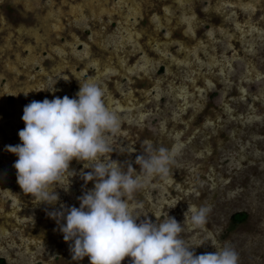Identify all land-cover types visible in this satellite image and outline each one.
<instances>
[{
    "label": "rangeland",
    "instance_id": "374dc122",
    "mask_svg": "<svg viewBox=\"0 0 264 264\" xmlns=\"http://www.w3.org/2000/svg\"><path fill=\"white\" fill-rule=\"evenodd\" d=\"M89 80L121 118L108 155L125 171L130 165L141 175L136 157L145 142L169 152L181 146L167 176L148 178L134 192L137 223L174 217L197 255L215 253L214 240L233 248L239 264H264V0H0L6 264H90L87 256L72 259V241L49 215L79 207L94 188L82 179L91 171L86 162H70L67 188L54 185L59 199L49 204L23 192L18 157L5 150L21 143L27 104L74 98ZM189 205L210 208L203 226L190 228L191 213L185 222ZM237 211L248 219L233 226Z\"/></svg>",
    "mask_w": 264,
    "mask_h": 264
},
{
    "label": "clouds",
    "instance_id": "9594fccd",
    "mask_svg": "<svg viewBox=\"0 0 264 264\" xmlns=\"http://www.w3.org/2000/svg\"><path fill=\"white\" fill-rule=\"evenodd\" d=\"M79 83L74 98L56 96L27 104L22 116L25 127L18 133L21 143L5 148L18 157L13 165L17 183L37 202L53 204L59 199L53 186L67 188L63 182L73 159L86 162L85 167L91 169L82 173V179L85 184L95 181L94 188L78 198L80 206H62L49 213L64 240L72 241V259L87 256L90 264H122L126 257L130 264H239L233 248H218L214 240L215 253L197 255L190 250L193 245L181 238L182 224L174 217L160 222L156 216L155 223L150 218L137 223L140 215L133 214L129 203L134 192L148 178L167 176L181 146L169 152L145 142L144 154L136 157L141 175L134 176L130 165L125 171L108 155L113 152L112 138L120 132V116L106 106L105 90L99 83ZM209 211L189 205L185 222L191 213L190 228H199Z\"/></svg>",
    "mask_w": 264,
    "mask_h": 264
},
{
    "label": "trees",
    "instance_id": "16d2710c",
    "mask_svg": "<svg viewBox=\"0 0 264 264\" xmlns=\"http://www.w3.org/2000/svg\"><path fill=\"white\" fill-rule=\"evenodd\" d=\"M246 218H247L246 212H237L232 216V221L235 225H237L238 223L245 221ZM0 264H6L4 259L0 258Z\"/></svg>",
    "mask_w": 264,
    "mask_h": 264
},
{
    "label": "flooded vegetation",
    "instance_id": "af4514ba",
    "mask_svg": "<svg viewBox=\"0 0 264 264\" xmlns=\"http://www.w3.org/2000/svg\"><path fill=\"white\" fill-rule=\"evenodd\" d=\"M237 212H245V211H237ZM237 212H235V213H237ZM235 213H233L232 214V216L235 214ZM247 213V212H246ZM232 216H231V224L233 225V226H238V225H240V224H242V223H244L247 219H248V214H247V218H246V220L245 221H243V222H241V223H238L237 225H235L234 223H233V221H232ZM1 258V257H0ZM2 259H4V257L2 258ZM4 261L6 262V260L4 259Z\"/></svg>",
    "mask_w": 264,
    "mask_h": 264
}]
</instances>
